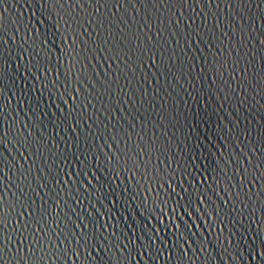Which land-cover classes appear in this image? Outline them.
<instances>
[{"label":"water","instance_id":"95a60500","mask_svg":"<svg viewBox=\"0 0 264 264\" xmlns=\"http://www.w3.org/2000/svg\"><path fill=\"white\" fill-rule=\"evenodd\" d=\"M0 264H264V0H0Z\"/></svg>","mask_w":264,"mask_h":264}]
</instances>
